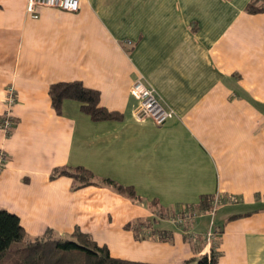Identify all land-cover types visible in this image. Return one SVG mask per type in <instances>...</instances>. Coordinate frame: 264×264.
I'll list each match as a JSON object with an SVG mask.
<instances>
[{
	"label": "crops",
	"instance_id": "obj_1",
	"mask_svg": "<svg viewBox=\"0 0 264 264\" xmlns=\"http://www.w3.org/2000/svg\"><path fill=\"white\" fill-rule=\"evenodd\" d=\"M249 1L79 0L33 16L27 0H0V118L6 89L16 96L10 134L0 129V208L28 238L78 228L128 260L183 264L214 249L216 264H264V11ZM139 77L174 111L165 123L136 116ZM73 80L117 117L93 120L75 99L57 112L49 86ZM75 166L141 199L51 177ZM216 194L212 214L200 202ZM181 205L199 211L195 241L172 220ZM136 221L151 225L135 234Z\"/></svg>",
	"mask_w": 264,
	"mask_h": 264
},
{
	"label": "trees",
	"instance_id": "obj_2",
	"mask_svg": "<svg viewBox=\"0 0 264 264\" xmlns=\"http://www.w3.org/2000/svg\"><path fill=\"white\" fill-rule=\"evenodd\" d=\"M260 0H250L246 5L248 12L264 11ZM52 106L60 112L62 101L75 99L80 108L93 120L112 119L117 112L99 106V91L85 87L78 80L58 81L50 84L48 90ZM67 175L80 185L102 184L132 200H140V195L132 185H124L109 177L96 179L94 173L83 167L60 168L54 170L51 177ZM211 197L205 196L200 202L204 209H210ZM150 226L148 221L128 222L125 227L133 229ZM142 237V236H141ZM13 253L14 264H153L111 256L107 247L96 243L88 233L76 228L71 233L60 234L48 229L42 236L28 238L19 217L6 209L0 208V264H6V257ZM219 253L211 250L183 264H216Z\"/></svg>",
	"mask_w": 264,
	"mask_h": 264
},
{
	"label": "built area",
	"instance_id": "obj_3",
	"mask_svg": "<svg viewBox=\"0 0 264 264\" xmlns=\"http://www.w3.org/2000/svg\"><path fill=\"white\" fill-rule=\"evenodd\" d=\"M56 7L66 11H77L79 8V0H27L26 9L36 16V7ZM130 93L137 99L138 105L136 116L140 119L149 118L155 124L161 125L173 116L174 111L171 108L165 107L153 87L147 85L142 77L134 80L130 86ZM16 96L12 87L6 89L5 108L0 118V129L4 136H8L13 126L12 106L15 103ZM6 160L5 151L0 148V169ZM223 202L222 198L216 194L212 200L210 213H214L219 204ZM199 215V211L195 205H181L177 212L173 215L172 220L175 224L182 226L187 230L188 238L197 240L199 235L191 231L194 222ZM203 240L207 244L213 243L217 235L209 228L202 235Z\"/></svg>",
	"mask_w": 264,
	"mask_h": 264
},
{
	"label": "rangeland",
	"instance_id": "obj_4",
	"mask_svg": "<svg viewBox=\"0 0 264 264\" xmlns=\"http://www.w3.org/2000/svg\"><path fill=\"white\" fill-rule=\"evenodd\" d=\"M261 2L259 3L260 5L264 6V0H260ZM6 264H14V255L11 253L6 257Z\"/></svg>",
	"mask_w": 264,
	"mask_h": 264
}]
</instances>
